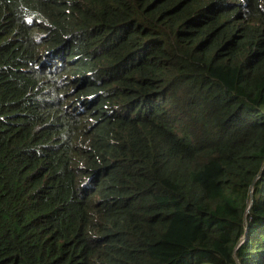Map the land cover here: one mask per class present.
I'll return each instance as SVG.
<instances>
[{"label":"trees","instance_id":"obj_1","mask_svg":"<svg viewBox=\"0 0 264 264\" xmlns=\"http://www.w3.org/2000/svg\"><path fill=\"white\" fill-rule=\"evenodd\" d=\"M264 264V0H0V264Z\"/></svg>","mask_w":264,"mask_h":264},{"label":"rangeland","instance_id":"obj_2","mask_svg":"<svg viewBox=\"0 0 264 264\" xmlns=\"http://www.w3.org/2000/svg\"><path fill=\"white\" fill-rule=\"evenodd\" d=\"M201 264H211V263H209V262H204V263H201Z\"/></svg>","mask_w":264,"mask_h":264}]
</instances>
